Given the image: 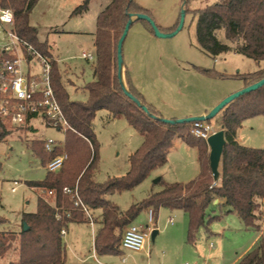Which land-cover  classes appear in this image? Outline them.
Returning a JSON list of instances; mask_svg holds the SVG:
<instances>
[{"label":"trees","instance_id":"obj_1","mask_svg":"<svg viewBox=\"0 0 264 264\" xmlns=\"http://www.w3.org/2000/svg\"><path fill=\"white\" fill-rule=\"evenodd\" d=\"M38 1L7 0V6L14 11L18 34L53 60V89L71 129L65 132V149L56 148L49 153L45 150V142L40 140L34 141L31 148L45 166L63 151L68 158L59 172H49L44 181L29 182L30 187L54 191L53 203L39 198L37 212L23 214L19 232H0V260L17 247V258L9 264H66V248L61 230L68 223L87 220L74 208L69 197L63 194L64 187H73L78 180L85 204L92 210L102 211V227L95 240L96 252L102 256L122 254L121 243L126 229L143 210L149 208L155 214L161 208L186 213L190 243L196 242L201 228L220 219L219 215L211 217L208 214V209L217 199L224 200L222 206L228 209L226 213L235 214L245 230H260L264 215V149L239 144L236 134L247 117L264 114V86L240 96L220 112L226 144L219 166V180L215 183L207 143L186 134L191 124L164 123L156 108L134 86L126 69L127 88L148 108L149 114L146 113L125 95L118 77L117 46L130 20L129 14L151 17L150 10L140 5L138 0H112L99 14L94 34L97 56L95 79L87 85L88 97L83 102L70 98L63 83V75L49 53L48 45L38 42V31L29 24V13ZM90 1L83 0L73 15L86 13ZM196 13V38L206 54L215 58L233 52L255 61L259 69L243 75L245 87L264 78V0H219ZM138 21L154 35L149 23L140 20L134 23ZM176 28L166 32L159 29L169 33ZM102 110L109 113L110 119L123 116L144 137L142 147L130 156L128 173L105 183L95 179L99 145L94 121ZM9 133L7 125L0 122V141ZM176 137H182L188 145L198 148L199 175L187 183L166 184L163 190L150 195L140 204L120 211L107 196L134 189L155 170L165 166ZM4 221L0 218V223ZM237 264H264V239Z\"/></svg>","mask_w":264,"mask_h":264},{"label":"rangeland","instance_id":"obj_2","mask_svg":"<svg viewBox=\"0 0 264 264\" xmlns=\"http://www.w3.org/2000/svg\"><path fill=\"white\" fill-rule=\"evenodd\" d=\"M82 1L39 0L29 13L28 21L38 31V42L48 45L49 53L63 75V83L70 98L85 102L88 97L87 85L95 79L97 56L94 34L97 19L112 0H91L86 13L73 15ZM218 1L138 0L140 5L150 10L155 23L165 32L178 27L182 12L185 11L183 28L171 38H156L154 43L148 45L145 56H140L136 72L146 100L160 109L165 119H172L170 116L173 115L186 118L187 113L201 106L224 100L245 88L243 75L259 69L255 61L240 54L229 52L214 58L199 47L196 11ZM135 24L143 25L139 21ZM2 44H5L4 33H0ZM126 49L125 45L123 58ZM84 52L92 53L96 59H82ZM123 81L127 87L124 77ZM209 123L215 130H221L222 113ZM33 125L34 131L7 125L10 133L0 141V218L5 220L0 223V232H19L23 214L37 212L39 198L48 203L54 200L39 188L29 186V182L44 181L49 173L31 146L34 141L53 139L63 143L62 148L65 149V133L44 125L40 119L33 121ZM94 131L99 145L96 181L105 183L111 178L126 175L130 168V156L142 147L143 135L131 127L123 116L110 119L105 110L97 113ZM186 134L192 136L191 125ZM236 138L243 146L264 149V114L243 120ZM208 151L210 154L209 147ZM199 173L198 148L188 145L182 137H176L165 166L155 170L134 189L108 195L107 199L124 212L160 192L166 184L187 183ZM149 209L143 210L131 225H143L146 228ZM214 211L223 214L221 219L210 223L213 234L207 235L201 228L195 243L188 241L187 214L180 210L171 212L161 208L155 214L152 224L159 233L154 240L151 237L147 240L142 252L128 251L121 247L120 255L102 256L96 252L95 247L96 237L102 227V211L92 210L94 228L88 220L67 225V234L63 237L66 264H123L124 258L127 259L126 264H224V248L228 254L226 256H234L240 247L236 245L235 238L244 240L249 235L239 232L237 236L234 227L240 226V220L236 215H226L224 209L217 205H212L208 214L215 215ZM170 217L174 218L173 224L170 223ZM254 231L253 236L259 235L264 239V223L262 231ZM16 258L17 247H14L0 260V264H9Z\"/></svg>","mask_w":264,"mask_h":264},{"label":"built area","instance_id":"obj_3","mask_svg":"<svg viewBox=\"0 0 264 264\" xmlns=\"http://www.w3.org/2000/svg\"><path fill=\"white\" fill-rule=\"evenodd\" d=\"M0 33L5 35V44L0 45V122L34 131L33 121L40 119L44 125L64 133L71 129L53 89V60L18 34L15 14L7 6V0H0ZM81 58L87 61L96 59L92 53L87 52L82 53ZM216 132L209 122L197 121L191 124V135L206 143ZM63 145L49 139L45 141V150L51 153ZM67 158V153L63 151L49 161L46 165L48 172L60 171ZM39 189L47 196L55 195L54 191ZM63 194L69 197L74 208L94 228L92 209L83 201L78 183L73 187H64ZM154 220L155 213L151 209L146 228L130 225L124 233L121 247L128 251L142 252L155 230L152 227ZM170 222L173 223L174 219L171 218ZM66 234L67 226H64L61 235L64 237ZM126 261L124 258L122 263L126 264Z\"/></svg>","mask_w":264,"mask_h":264},{"label":"water","instance_id":"obj_4","mask_svg":"<svg viewBox=\"0 0 264 264\" xmlns=\"http://www.w3.org/2000/svg\"><path fill=\"white\" fill-rule=\"evenodd\" d=\"M184 14H185V11L182 12L181 20H180V23H179L178 27L176 28V30L169 32V33L162 32L159 29V27L157 26V24L155 23V21L150 16H148L146 14H129L130 20H129V22H128L119 42H118V46H117L118 77H119L120 82L123 86L125 95L129 99H131L136 105L142 107L143 110L148 114H149L148 108L146 106H143L141 104V102L129 92V90L127 89V87L125 86V83L123 81V67H124L123 48H124V43L127 39L131 25L136 20L146 21L147 23H149L150 26L152 27L154 35L156 37H158V38H171V37L175 36L183 28ZM262 86H264V78L262 80L258 81L257 83L252 84L250 86H247L244 89L240 90L239 92H236V93L228 96L227 98L222 100L217 106H215L207 115L194 116V117L182 118V119L161 118V120L164 123L171 124V125L192 124L193 122H197V121L209 122L213 118H215L227 105H229L235 99L239 98L240 96H242L246 93L256 91L259 88H261ZM225 144H226V140H225L223 128L221 130H219L218 132H216L214 135H212L207 141V145H208L209 150H210V157H209L210 158V168H211V172H212V175L214 177L215 182H217L219 180V176H220L219 166H220L221 157H222V154L224 151ZM24 227H25V229H27L26 224H24ZM157 234H158V231L154 230L152 235H151L152 240L155 239Z\"/></svg>","mask_w":264,"mask_h":264},{"label":"crops","instance_id":"obj_5","mask_svg":"<svg viewBox=\"0 0 264 264\" xmlns=\"http://www.w3.org/2000/svg\"><path fill=\"white\" fill-rule=\"evenodd\" d=\"M135 23L130 28L128 36H127V39H126V41L124 43V48H123L124 51H125V45H126L127 49H126V53H124L123 77H124V80H125V71H126V69H128L130 77L132 79V82H133L134 86L142 93L141 88H140L139 83H138L137 78H136V72L138 70V65L140 63V61H139L140 60V56H145V52L147 50L148 45H150L151 43H154V41H156L155 39L158 38V37H156L155 35H152L151 33H149V31H147V29L145 28L144 25H140V26L137 25L136 26ZM221 100L219 99L218 101H215L212 105H209V106L208 105L201 106V107L197 108L195 111L187 113V115H185V117L188 118V117H191V116L207 115L217 104H219V102ZM148 103L152 105V103H150V102H148ZM152 106H154L156 108V110L159 112V114L162 117H165V115L162 114V111L160 109H158L155 105H152ZM170 118L178 119V118H184V117H178L176 115H173V116H170ZM223 203H224V200L217 199V200L214 201L213 205H217V206L221 205L219 207H222V209H224V211L226 213V211L228 209L222 206ZM149 210H151V209H149ZM214 213H215V211H214ZM263 213H264V208H263ZM222 214L220 215V214L215 213V215H219L221 217H222ZM215 215H211V217H213ZM226 215H235V214H233V213L227 214L226 213ZM221 217H220V219H221ZM171 218H173V217H170V219ZM239 223H240V226L234 227L235 228V232H237V236H239V232L248 233L249 236H248V238H246L244 240L239 239V237L235 238L236 239V245H238L240 247L238 249L239 251L237 250V252H236V254H234V256H232V255L230 257L226 256L228 254L225 253V248H224V254H225V256H224V264H237L262 239L259 235L253 236L255 231L253 232V230H245V227H244V225H243V223L241 221ZM263 223H264V215H263V220L261 222L260 231H262ZM141 226H143V225H141ZM154 228H155V230H157L156 227H154ZM203 229L207 233V235L213 234V232L210 230V224L208 225V227H205ZM242 235L244 236L245 234H242ZM243 236H240V238L243 239ZM126 263H127V261H126Z\"/></svg>","mask_w":264,"mask_h":264}]
</instances>
